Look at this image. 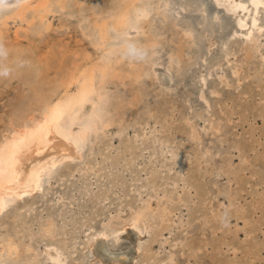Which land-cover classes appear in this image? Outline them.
Wrapping results in <instances>:
<instances>
[{
    "label": "rangeland",
    "instance_id": "obj_1",
    "mask_svg": "<svg viewBox=\"0 0 264 264\" xmlns=\"http://www.w3.org/2000/svg\"><path fill=\"white\" fill-rule=\"evenodd\" d=\"M118 2L90 0L87 10L106 15ZM167 2L176 17L158 10L146 32L133 35L146 46L153 40L166 46L175 77L161 71L163 86L149 73L135 82L131 73L142 64L123 60L126 82L110 79L117 125L89 143L81 160L58 168L62 175L41 192L0 215V256L58 264L51 255L61 253L60 264H100L89 247L96 232L106 231L112 252L127 251L132 242L118 238L117 227L146 204L155 217L140 222L143 250L133 264H264V38L249 55L245 37L234 32L238 15L229 8L216 0ZM72 10L78 12L68 34L53 33L45 45L80 44L97 60L81 31L88 25L77 6ZM64 17L51 16L53 29L66 27ZM210 23L214 32L205 33ZM24 26L10 22V34ZM148 48L153 51L152 44ZM15 80L21 91L27 88ZM140 92L145 98L130 103ZM15 94L0 102V116L36 104L32 89L23 103ZM5 128L0 123V136ZM6 240L18 244L14 254L3 249Z\"/></svg>",
    "mask_w": 264,
    "mask_h": 264
},
{
    "label": "bare ground",
    "instance_id": "obj_2",
    "mask_svg": "<svg viewBox=\"0 0 264 264\" xmlns=\"http://www.w3.org/2000/svg\"><path fill=\"white\" fill-rule=\"evenodd\" d=\"M89 1L24 0L22 6L15 8V0H0V8L7 6L8 9L7 14L0 18V42H3L9 51L8 62H30L24 68L17 69L11 77L0 78V102H3L10 92L16 93L20 103L26 102L24 93H28V89L34 90L37 97L36 104L28 109H16L15 106L6 116H0V123L3 122L6 126L0 136V215L12 203L41 192L46 184L62 175L58 168L66 163L81 160L86 147L100 140L102 135L111 132L113 126L117 125L118 117L112 116L114 107L111 104L114 96L110 79L125 83L130 75L123 70V59L111 55L115 50L110 47V30L127 31L130 38L134 39L133 34L140 36L146 32L145 24L152 20L153 13L158 10L167 19L179 14L167 0H119L117 7L106 12V15H100L99 11H93L94 14L90 15L87 10ZM216 2L238 15L234 22V32L242 33L247 41L246 50L249 55H253L264 38V23L261 22L264 0ZM76 6L82 15L80 21L88 25L83 26L82 22L80 23L82 34L88 39V43L94 46L93 53L99 56L97 60L80 44L71 49L68 43L57 39L59 41H54L56 43L51 47L49 43L45 45V41L49 42L48 39L53 33L55 36L68 34L71 21L77 17L78 11L72 10ZM59 13H67L69 18L64 17L62 23L66 27L61 25L64 29L57 30L53 29L51 16ZM12 21H21L26 26L17 30L14 37L10 34L11 28L9 29ZM204 29L205 33L214 32L211 23ZM151 42L152 59L146 66L142 64L138 68L135 67L131 78L140 82L143 76L150 74L152 80L158 78L163 86L165 75H160V72H164L169 78L170 75L175 77L172 71L174 66L163 52L166 46H156L154 40ZM148 43L147 47L151 45ZM54 69L56 71L52 75L51 71ZM141 70H144L143 74L140 73ZM15 79L28 85L26 90L22 88L21 91L18 85L15 86ZM143 96L141 92L132 95L130 103L141 102L142 98H145ZM162 146L165 151V145ZM149 206L143 205L132 218L117 227V237H128L132 242L127 251L112 252L106 231L102 229L96 232L89 247L100 264H133L137 260L143 250L141 242L145 235L140 222L148 224L155 217L154 214H149ZM6 241L3 249L14 254L18 244ZM60 254L51 255L53 261L58 264L63 262ZM148 255L146 254L148 260H156L153 253L152 256ZM0 264L26 263L2 255Z\"/></svg>",
    "mask_w": 264,
    "mask_h": 264
},
{
    "label": "clouds",
    "instance_id": "obj_3",
    "mask_svg": "<svg viewBox=\"0 0 264 264\" xmlns=\"http://www.w3.org/2000/svg\"><path fill=\"white\" fill-rule=\"evenodd\" d=\"M24 0H15V8L22 6ZM7 6L0 8V18L7 14ZM112 43L110 45L115 51L111 54L117 59H123L134 64H147L153 56L152 50L141 42L130 38L127 31L111 29ZM9 51L3 42H0V78H9L19 69L24 68L30 62L19 60L15 64L9 63Z\"/></svg>",
    "mask_w": 264,
    "mask_h": 264
}]
</instances>
